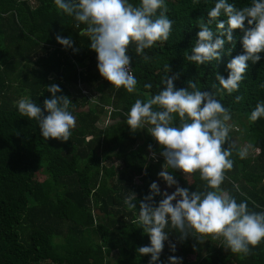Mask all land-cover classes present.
<instances>
[{"label": "trees", "instance_id": "obj_1", "mask_svg": "<svg viewBox=\"0 0 264 264\" xmlns=\"http://www.w3.org/2000/svg\"><path fill=\"white\" fill-rule=\"evenodd\" d=\"M33 1L31 6L28 0H0V264H149L150 255H140L137 249L150 246V238L136 220L139 202L150 194L165 161L147 132L149 126L132 132L126 114L137 99L158 94L167 76L177 77L176 89L187 88L189 80L198 82L201 91L213 92L230 110L231 125L243 131L242 142L256 154L240 159L236 146L230 157L233 168L220 187L237 203L247 201L249 210L264 212V117L249 120L256 104L264 102V52L257 63L248 62L239 90L231 95L221 89L216 74L227 79V64L244 53L241 30L233 31L234 43H225L219 60L198 65L185 59L216 0H165L173 21L168 40L144 50L151 57L147 62L136 54L135 44L128 47L137 80L132 93L101 77L89 37L80 35L86 25L77 27L73 17L57 10L54 0ZM227 2L237 8L251 4ZM129 3L136 6L139 0ZM209 27L219 34L216 22ZM57 35L71 37L72 47L59 44ZM77 79L90 96L85 90L80 93ZM52 84L61 89L57 96L70 98L69 111L76 117L67 142L44 140L38 122L21 116L16 106L30 96L43 108L44 99L52 96L47 91ZM237 96L242 97L239 102ZM90 97L96 98L91 105ZM102 117L107 121L100 127ZM174 123L178 126V117ZM229 143L222 147L227 149ZM113 161L118 164L113 166ZM36 173L44 177L41 182ZM174 178L190 192L206 190L198 172L184 175L177 170ZM134 194L136 209L130 210L125 200ZM162 198L154 197L157 203ZM165 231L176 248L173 252L164 245L156 264H168L173 255L182 258L181 264H264V240L245 256L226 250L222 237L181 240L171 226Z\"/></svg>", "mask_w": 264, "mask_h": 264}, {"label": "clouds", "instance_id": "obj_2", "mask_svg": "<svg viewBox=\"0 0 264 264\" xmlns=\"http://www.w3.org/2000/svg\"><path fill=\"white\" fill-rule=\"evenodd\" d=\"M54 4L58 11L73 17L77 27L86 25L80 35L89 37L90 48L97 54L101 77L112 87H123L129 93L137 85L131 72L129 45L135 44L136 54L147 62L151 57L145 55L144 50L157 42L167 41L172 31L173 21L167 15L165 0H139L136 6L129 0H54ZM221 15L226 20L218 19ZM208 17L207 22L199 24L198 38L191 48V55H186L185 59L198 65L219 60L225 43H234L233 31L241 30L244 53L227 64V79L216 74L221 89L231 95L239 90L248 62L257 63L261 59L260 53L264 52V0H251L250 5L241 8L227 0H216L208 11ZM213 22H216L219 34L209 27ZM56 40L65 48L72 47L71 37L57 35ZM166 67L169 71V66ZM176 78L167 76L158 94L146 101L137 99L126 114V124L132 132L149 126L147 132L162 149L160 155L165 161L158 177L165 181L167 187L176 186L175 191L169 194L161 192L158 184L153 182L150 194L139 202L136 222L149 236L150 246L138 247L137 252L150 255L149 264H156L169 237L165 229L171 226L180 234L181 240L197 235H210L213 239L222 237L226 250L246 256L251 248L264 240V212L249 210L247 201L237 203L220 187L226 172L234 164L230 157L236 145L231 142L227 149L222 147L229 141L231 126L227 122L231 119L230 110L213 92L201 91L197 87L198 82L193 80L188 81L187 88L176 89L173 83ZM145 88H151V85L146 84ZM47 91L52 96L44 99L43 108L30 96L22 97L16 106L21 116L38 122L44 140L51 138L67 142L76 125V117L69 111L71 100L67 96L56 95L61 92L56 84L48 86ZM235 99L239 102L242 97ZM154 106L158 110H154ZM176 117L179 118L178 126L174 123ZM261 117H264V102L256 104L249 120L255 122ZM249 147L251 145L236 150L240 159L247 157ZM152 156L155 159L156 153L153 152ZM177 170L184 175L198 172L200 179L206 182V190L190 192L188 188L180 187L174 178ZM156 196L163 198L157 203ZM135 199L134 194L125 200L130 210L136 209ZM169 246L174 252L175 244L170 243ZM181 261V257H168V264H181Z\"/></svg>", "mask_w": 264, "mask_h": 264}, {"label": "rangeland", "instance_id": "obj_3", "mask_svg": "<svg viewBox=\"0 0 264 264\" xmlns=\"http://www.w3.org/2000/svg\"><path fill=\"white\" fill-rule=\"evenodd\" d=\"M33 0H28V3H29V5H31V6H33ZM81 89H83V90H85L86 91V93H87V97L88 96H90L89 94L90 93H88L87 92V90L83 87V86H81ZM77 95V94H76ZM75 96V95H74ZM78 96V95H77ZM82 96V95H81ZM95 100H96V98L95 97H93V98H89V101H90V105L92 104V103H94L95 102ZM86 109V106L85 107H83V110H85ZM106 117H107V114H106ZM105 117V118H106ZM105 118L104 117H102L100 120H102V122L100 121L99 122V126L100 127H103L104 126V124H105V122H106V120H105ZM104 121V122H103ZM230 126H231V131H230V133H229V141L230 142H232V143H234L238 148H242V147H245L246 146V144L244 143V142H242V137H243V131L240 129H238V127L237 126H233V125H231V122L230 121H228L227 122ZM234 123V122H233ZM256 154V152L255 151H253L252 149H250V147H249V150H248V156H254ZM111 164L113 165V166H115V165H117L118 163L117 162H111ZM35 179H36V181H38V182H41L43 179H44V177L41 175V174H38V173H36L35 174ZM156 183L158 184V186H159V188H160V190H161V192H164V191H167L169 194H171L172 192H174L175 191V186H173V187H171V188H169V187H167V185H166V183L163 181V180H161L160 178H157V180H156ZM160 197H162V196H160ZM173 203H175V201H173ZM170 241L169 240H166L165 242H164V245L166 246V249L167 250H171L170 249ZM193 255H189L188 257H187V260L188 261H192L193 260Z\"/></svg>", "mask_w": 264, "mask_h": 264}, {"label": "built area", "instance_id": "obj_4", "mask_svg": "<svg viewBox=\"0 0 264 264\" xmlns=\"http://www.w3.org/2000/svg\"><path fill=\"white\" fill-rule=\"evenodd\" d=\"M77 71L79 72L80 69L78 68ZM76 85H77V87L80 89V93H81V94H85V91H84L83 89H81L82 84L80 83V80H79V79L76 80ZM109 110H110V109H108V111H109Z\"/></svg>", "mask_w": 264, "mask_h": 264}, {"label": "water", "instance_id": "obj_5", "mask_svg": "<svg viewBox=\"0 0 264 264\" xmlns=\"http://www.w3.org/2000/svg\"><path fill=\"white\" fill-rule=\"evenodd\" d=\"M89 139H90V137H87V138H86V140H89Z\"/></svg>", "mask_w": 264, "mask_h": 264}, {"label": "crops", "instance_id": "obj_6", "mask_svg": "<svg viewBox=\"0 0 264 264\" xmlns=\"http://www.w3.org/2000/svg\"><path fill=\"white\" fill-rule=\"evenodd\" d=\"M107 121V120H106Z\"/></svg>", "mask_w": 264, "mask_h": 264}]
</instances>
